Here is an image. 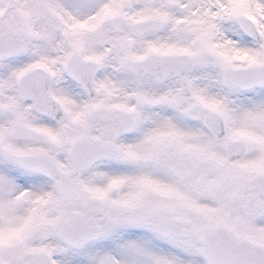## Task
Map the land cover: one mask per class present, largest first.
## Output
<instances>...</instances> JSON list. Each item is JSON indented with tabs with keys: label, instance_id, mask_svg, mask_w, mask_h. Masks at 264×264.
Instances as JSON below:
<instances>
[{
	"label": "snow or ice",
	"instance_id": "snow-or-ice-1",
	"mask_svg": "<svg viewBox=\"0 0 264 264\" xmlns=\"http://www.w3.org/2000/svg\"><path fill=\"white\" fill-rule=\"evenodd\" d=\"M0 264H264V0H0Z\"/></svg>",
	"mask_w": 264,
	"mask_h": 264
}]
</instances>
